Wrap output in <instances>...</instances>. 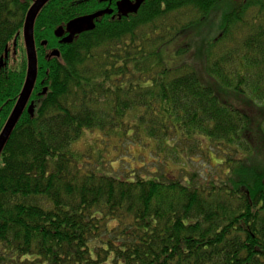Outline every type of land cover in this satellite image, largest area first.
Returning a JSON list of instances; mask_svg holds the SVG:
<instances>
[{
  "label": "trees",
  "instance_id": "trees-1",
  "mask_svg": "<svg viewBox=\"0 0 264 264\" xmlns=\"http://www.w3.org/2000/svg\"><path fill=\"white\" fill-rule=\"evenodd\" d=\"M34 1L0 0V132ZM107 5L50 0L34 21L33 116L0 153V264H264V0H145L54 37ZM94 130L151 145L155 170L101 172L72 149Z\"/></svg>",
  "mask_w": 264,
  "mask_h": 264
},
{
  "label": "water",
  "instance_id": "water-1",
  "mask_svg": "<svg viewBox=\"0 0 264 264\" xmlns=\"http://www.w3.org/2000/svg\"><path fill=\"white\" fill-rule=\"evenodd\" d=\"M50 0H35L29 10L26 13L24 24H23V43L26 52L27 59V68L26 75L23 87L18 96V99L5 122L1 132H0V153L7 142L12 130L14 129L16 123L18 122L21 114L24 110L28 113L29 116H33V103H29V99L34 87L36 79V54H35V45L33 39V26L34 21L41 11V9L49 2ZM141 4V0H137L135 3H131L130 0H121L117 4V14L118 16H127L128 14H135ZM110 10H100L94 12L93 14L81 16L75 18L64 27H57L54 31V37L59 39L60 45H69L73 42L74 38L82 33L90 32L94 29V22L98 18L103 17L104 15H110ZM42 45H46V42L43 41ZM50 57H59V52L56 49H53L50 54ZM45 93V90L42 92Z\"/></svg>",
  "mask_w": 264,
  "mask_h": 264
},
{
  "label": "rangeland",
  "instance_id": "rangeland-1",
  "mask_svg": "<svg viewBox=\"0 0 264 264\" xmlns=\"http://www.w3.org/2000/svg\"><path fill=\"white\" fill-rule=\"evenodd\" d=\"M174 45L171 44L162 50L161 55L165 65L168 68H175L180 65L184 56H176L173 54ZM151 145L144 143H133L130 140L117 141L105 133L99 131H86L83 137L74 144L73 150L85 156L91 154L92 156L100 157V171L112 174L118 177H125V174H132L136 172L142 176H147L149 172L155 170L156 159L155 154L150 153ZM94 167V161H90ZM204 161L201 160L196 167L198 168ZM195 167V169H196ZM98 170V169H96ZM178 167L168 165L164 168V174L177 175Z\"/></svg>",
  "mask_w": 264,
  "mask_h": 264
},
{
  "label": "flooded vegetation",
  "instance_id": "flooded-vegetation-1",
  "mask_svg": "<svg viewBox=\"0 0 264 264\" xmlns=\"http://www.w3.org/2000/svg\"><path fill=\"white\" fill-rule=\"evenodd\" d=\"M108 3V5L106 6L107 10L111 11L110 15H116L117 14V4L121 1V0H102ZM137 0H130L131 3H135ZM145 0H141V4H143ZM140 4V6H141ZM105 10V9H103ZM93 14V13H92ZM118 16V14H117ZM119 17V16H118Z\"/></svg>",
  "mask_w": 264,
  "mask_h": 264
},
{
  "label": "bare ground",
  "instance_id": "bare-ground-1",
  "mask_svg": "<svg viewBox=\"0 0 264 264\" xmlns=\"http://www.w3.org/2000/svg\"><path fill=\"white\" fill-rule=\"evenodd\" d=\"M95 21H96V20H95ZM94 25H95V23H94ZM10 135H11V134H10ZM9 137H10V136H9ZM7 141H8V140H7ZM6 143H7V142H6ZM6 143H5V144H6Z\"/></svg>",
  "mask_w": 264,
  "mask_h": 264
}]
</instances>
